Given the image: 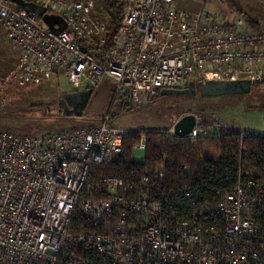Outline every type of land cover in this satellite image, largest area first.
Here are the masks:
<instances>
[{"label":"built area","instance_id":"1","mask_svg":"<svg viewBox=\"0 0 264 264\" xmlns=\"http://www.w3.org/2000/svg\"><path fill=\"white\" fill-rule=\"evenodd\" d=\"M31 1L67 27L56 33L0 0V33L20 52L10 77L21 85L62 72L77 90L111 80L116 96L139 104L191 81H264L261 19L205 5L192 12L178 0H105L120 8L108 44L100 0ZM195 116L189 134L173 127L170 136L195 144L222 134ZM78 118L94 122L45 133L0 130V264H264V181L246 172L247 148L234 187L202 201L189 187H168L164 163L137 180L95 176V165L112 164L136 130L113 125L111 112ZM147 140L141 133L134 149L145 150Z\"/></svg>","mask_w":264,"mask_h":264},{"label":"rangeland","instance_id":"2","mask_svg":"<svg viewBox=\"0 0 264 264\" xmlns=\"http://www.w3.org/2000/svg\"><path fill=\"white\" fill-rule=\"evenodd\" d=\"M197 1L214 10L231 12L224 0ZM239 1L246 11L264 21V0ZM96 14L109 24L103 7L99 6ZM95 44L93 42L94 46ZM19 57L20 52L0 33V80L3 83L0 94V130L45 133L94 122L78 117H63L60 113L59 100L73 90L62 72L37 84L21 85L14 81L10 76ZM242 95L211 97L200 92L196 95H161L160 91L152 100L126 104L122 97L116 96L115 83L105 80L93 91L85 113L101 115L111 112L113 125L133 130L161 129L166 132L183 115L193 113L218 124L221 130L226 128L260 135L264 131V83L249 94ZM133 158L137 162H143L145 151L135 149Z\"/></svg>","mask_w":264,"mask_h":264},{"label":"trees","instance_id":"3","mask_svg":"<svg viewBox=\"0 0 264 264\" xmlns=\"http://www.w3.org/2000/svg\"><path fill=\"white\" fill-rule=\"evenodd\" d=\"M224 1L232 12L244 16L248 21L253 23L258 19L246 11L239 0ZM99 6L108 15L106 37L109 44L120 26V8H116L114 2L105 0H100ZM262 83L264 82L253 84L252 90ZM124 102L130 104L125 100ZM143 132L148 138L147 148L144 150L145 159L137 162L133 158L134 145L139 142ZM241 147L250 151V155L243 159L246 172H254L264 181V138L258 134L226 128L222 129L220 136L200 138L195 144L187 138L170 136L161 129L133 131L124 139L123 152L112 164L95 165V176L115 174L137 180L151 172L156 165L164 163L168 187L186 186L202 201H213L222 192L234 187Z\"/></svg>","mask_w":264,"mask_h":264},{"label":"water","instance_id":"4","mask_svg":"<svg viewBox=\"0 0 264 264\" xmlns=\"http://www.w3.org/2000/svg\"><path fill=\"white\" fill-rule=\"evenodd\" d=\"M14 4L23 7L39 16L42 21L54 32L59 33L67 27V21L59 14L49 12L47 7L31 0H11ZM253 84L250 79L215 80L210 79L197 83L191 81L183 89H162L161 95H196L201 92L205 96H223L231 94H249ZM93 90L81 89L67 93L59 100V111L63 117H83ZM196 123L193 113L183 115L175 124L174 132L178 136L189 134Z\"/></svg>","mask_w":264,"mask_h":264},{"label":"crops","instance_id":"5","mask_svg":"<svg viewBox=\"0 0 264 264\" xmlns=\"http://www.w3.org/2000/svg\"><path fill=\"white\" fill-rule=\"evenodd\" d=\"M178 4L181 8L190 10L192 12H197L202 8V6H204V4L198 2L197 0H178ZM85 115L88 114L85 113Z\"/></svg>","mask_w":264,"mask_h":264},{"label":"flooded vegetation","instance_id":"6","mask_svg":"<svg viewBox=\"0 0 264 264\" xmlns=\"http://www.w3.org/2000/svg\"><path fill=\"white\" fill-rule=\"evenodd\" d=\"M73 91H77V89H74V88H73L72 92H73Z\"/></svg>","mask_w":264,"mask_h":264}]
</instances>
